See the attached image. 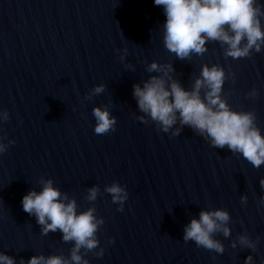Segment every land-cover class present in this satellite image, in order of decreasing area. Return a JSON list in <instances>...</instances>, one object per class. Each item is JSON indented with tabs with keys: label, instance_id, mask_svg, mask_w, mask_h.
<instances>
[{
	"label": "water",
	"instance_id": "water-1",
	"mask_svg": "<svg viewBox=\"0 0 264 264\" xmlns=\"http://www.w3.org/2000/svg\"><path fill=\"white\" fill-rule=\"evenodd\" d=\"M255 7L264 28V0ZM164 21L154 0H0V252L15 264L34 255L70 261L75 242L43 233L22 208L23 195L48 180L78 212L92 208L103 220L97 247L79 249L88 264H245L248 255L264 264V164L213 146L179 117L165 132L133 96L134 85L163 75L148 71L154 61L171 65L164 78L188 90L216 65L221 98L251 112L264 135V45L233 59L209 40L181 59L164 46ZM97 106L116 118L114 130L95 133ZM113 183L125 188L123 202L106 191ZM215 209L230 216V234H213L222 254L183 239L193 217Z\"/></svg>",
	"mask_w": 264,
	"mask_h": 264
},
{
	"label": "clouds",
	"instance_id": "clouds-1",
	"mask_svg": "<svg viewBox=\"0 0 264 264\" xmlns=\"http://www.w3.org/2000/svg\"><path fill=\"white\" fill-rule=\"evenodd\" d=\"M154 4L162 7L165 15L164 46L181 59L192 53L202 54L209 40L227 45L225 55L233 59L247 57L250 50L255 48L260 51L261 45H264V28L258 17L259 9L255 7L256 0H154ZM170 70L171 65L165 67L155 61L149 65L148 71L163 75L151 76L142 86H133L138 108L160 123L165 132L179 117L181 124L205 135L213 146H227L231 151L240 153L254 167L264 164V135L254 126V115L233 110L221 98L224 70L216 65L204 66L191 90L175 80L169 83L164 77ZM202 87L208 89L203 98L200 95ZM94 91L102 92L103 85L97 86ZM92 114L95 133L114 130L116 118L107 108L97 106ZM3 151L5 146L0 144V153ZM106 191L111 194L114 203L123 202L128 195L119 183L107 186ZM97 192L96 187L91 188L88 198L95 200ZM241 199L246 200V197ZM21 204L23 211L36 217L43 233L59 230L64 241L75 242L70 261L59 255H34L27 264H88L78 253L81 247L91 250L99 243L96 232L103 220L96 218L94 209L78 212L76 201L69 200L51 180L45 181L39 191L33 189L25 193ZM229 219V213L224 209L202 210L198 218L193 217L185 226L183 239L222 254L223 244L213 234L222 231L228 236L230 228L226 225ZM240 243L255 247L245 236L240 237ZM99 255H103V250ZM0 264H15V260L0 252ZM245 264H253L251 255L245 258Z\"/></svg>",
	"mask_w": 264,
	"mask_h": 264
}]
</instances>
